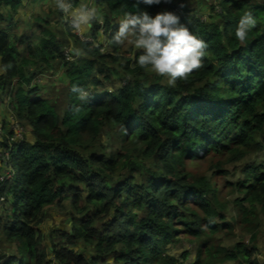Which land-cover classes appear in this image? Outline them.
<instances>
[{
  "label": "trees",
  "instance_id": "16d2710c",
  "mask_svg": "<svg viewBox=\"0 0 264 264\" xmlns=\"http://www.w3.org/2000/svg\"><path fill=\"white\" fill-rule=\"evenodd\" d=\"M25 1L0 0V24L13 22ZM92 1L103 23H91L92 41L70 34L78 47L72 61L62 57L63 47L44 18L34 21L41 33L36 43L11 26L0 28V93L12 97L16 118L30 129V138L17 141L10 132L9 141L0 140L8 151L0 172L10 174L0 178V224L16 248L2 253L0 264H49L48 249L56 264H97L108 256L112 260L104 259L106 264H182L189 252H182L180 261L169 254V246L183 236L196 246L193 264H258L264 165L245 166L244 177L230 183V194L237 195V224L252 243L237 242L230 249L215 240L222 230L233 235L234 224L219 210L227 202L219 200L212 178L194 173L188 163L208 161L210 169L223 173L226 164L264 150V2L219 0L220 13L205 21L195 12L180 15L181 24L207 49L201 69L169 86L138 66L139 50L127 55L113 36L127 13H177L183 0L151 7L139 0ZM245 12L253 14L257 26L241 42L235 30ZM106 41L112 54L101 51ZM60 57L67 86L59 113L33 79L43 67L60 64ZM97 74L103 79L117 75L124 84L99 91ZM105 130L122 153L106 152L100 139ZM137 166L140 182L132 175ZM66 202L71 223L57 230L63 244L52 240L47 246L40 228L45 210ZM78 242L94 249L93 255L75 250Z\"/></svg>",
  "mask_w": 264,
  "mask_h": 264
},
{
  "label": "rangeland",
  "instance_id": "374dc122",
  "mask_svg": "<svg viewBox=\"0 0 264 264\" xmlns=\"http://www.w3.org/2000/svg\"><path fill=\"white\" fill-rule=\"evenodd\" d=\"M78 4H73L74 7H80L81 5H87L90 8H95L98 11L96 4L92 0H78ZM254 2H264V0H253ZM185 7L184 11H181V8H177L178 15L191 14L195 12L202 20H211L212 16H215L219 11L212 10V6H218L219 0H183ZM101 16V13L98 12ZM41 17L46 19L50 24V30L55 34L56 40L59 42V45L63 47L62 57L66 61H72L74 58L78 57V47L74 42V37H70V34H74L79 40L92 41L93 38L90 35V26L84 27L82 30H75L70 26V17L56 7V0H26L22 8H20L19 13L15 16L16 20L13 22H4L0 24V27L3 25V28L11 26L12 31L16 35H28L32 37L33 42H37L38 38L41 36L39 29L34 26L36 25L35 18ZM121 20V19H119ZM100 22L103 23V20L100 17ZM70 28V29H69ZM71 30V31H70ZM132 37L121 44L120 48L127 55L133 54L137 50L132 44ZM102 40V39H101ZM108 41L104 43V47L101 51L105 54H112L110 49L107 51ZM73 50L76 51L74 54ZM125 54V55H126ZM60 57L59 63L53 65V67L47 68L43 67L42 70H39L37 75L33 79V83L39 85L43 90L40 92L41 97L47 98L51 101L52 104H55L57 111L60 113L65 107V91L67 86V81L64 78L65 66L64 59ZM122 62H124L122 60ZM108 66H111V63H105ZM119 65V62H115L114 65ZM2 69V68H1ZM152 76L156 75L148 71ZM98 78L101 80L100 86L97 88L100 90H114L120 86L124 81L116 75H111L108 79H103L104 74H97ZM96 76V73H95ZM158 76V75H157ZM163 82H166V79ZM124 84V83H123ZM39 95V94H38ZM12 97L4 96L0 93V140L9 141L11 136L9 133H13L12 136H16V129L19 127L21 130L22 137L25 139L30 138V129L28 126L23 125L15 115V111L12 108L11 104ZM111 131L105 130L100 135L102 139L106 152H119L122 153L124 149L121 148V145L116 143V141L111 137ZM5 150L0 147V166L6 161V155L8 151L4 153ZM133 160L138 158L132 155ZM189 169L196 174L205 173L207 176L212 178L213 184L218 188L219 200L221 202H227L226 209L222 210L219 208L220 212L224 215L225 220L231 224H234L233 235L227 236V230H222L215 236V240L219 241L226 248L232 249L235 243L244 242L246 245L250 246L252 243L250 241V233L245 232L238 224L237 220L240 217L238 208L234 203V198L237 196L236 193H231L230 190L233 188L230 183H235L241 180L244 177L243 169L245 166L252 164L255 165H264V150L252 151L247 153L241 160L230 162L225 165L223 173H215L214 168L210 169L208 161H199V162H189ZM137 170H132L133 176L140 182L142 181L141 175L139 173V166L136 167ZM130 170H126L127 174L130 173ZM212 170V171H211ZM0 178L8 179L10 174L6 169L1 170ZM6 174V177H5ZM146 175V174H145ZM2 202L3 198L0 197ZM4 202V201H3ZM70 211L69 203L66 202L62 205H52L46 208V216L43 222L40 225L42 233V241L45 245H49L53 240L56 243L63 244L61 241V236L57 233V230L63 231L64 229L69 228V218L68 212ZM3 217V209L0 205V219ZM216 222L220 223V219H215ZM259 228L257 230V235L255 238V243L258 247L255 258L258 264H264V258H261V253L264 251V215L259 214ZM223 221V220H222ZM183 235V234H182ZM188 236H183L181 242L177 245H170L169 254L173 255L175 258L181 261V253L188 251L189 255L182 264H193L196 258V246L194 243L189 241ZM67 246L71 244L67 243ZM73 248L77 251L80 250L86 257L93 255L94 249L88 245H84L82 242L74 243ZM261 249V251H260ZM15 243L11 240H8L4 237L2 233V228L0 224V255L5 253L7 256L10 252H15ZM49 253V258L51 261L55 262L54 255ZM95 254V253H94ZM103 259H99L97 264H106L104 259L111 262L112 256H108ZM103 261V262H102ZM225 264H239L236 262H228Z\"/></svg>",
  "mask_w": 264,
  "mask_h": 264
},
{
  "label": "clouds",
  "instance_id": "9594fccd",
  "mask_svg": "<svg viewBox=\"0 0 264 264\" xmlns=\"http://www.w3.org/2000/svg\"><path fill=\"white\" fill-rule=\"evenodd\" d=\"M162 2L163 0H139V3L148 7ZM56 7L69 15L70 26L77 31L100 19L97 9L87 5L74 7L73 0H56ZM179 7L184 8L185 4L181 3ZM215 11H219V6H215ZM256 26L257 20L253 14L245 12L237 23L235 38L245 41ZM129 37L133 38V46L140 51L136 59L138 66L165 77L169 86H175L177 81H186L194 71L204 66L206 42L181 24L180 16L175 12L163 11L155 16L147 11L139 15L127 13L119 21L113 43L123 44ZM77 89V86H73L72 91L76 92ZM83 98V95L79 97Z\"/></svg>",
  "mask_w": 264,
  "mask_h": 264
},
{
  "label": "built area",
  "instance_id": "2783aa9c",
  "mask_svg": "<svg viewBox=\"0 0 264 264\" xmlns=\"http://www.w3.org/2000/svg\"><path fill=\"white\" fill-rule=\"evenodd\" d=\"M14 137H15L16 139H22V138H23V137H22V134H21V130L19 129V127H17V129H16V136H15V134H14ZM50 264H55V263L52 261Z\"/></svg>",
  "mask_w": 264,
  "mask_h": 264
},
{
  "label": "crops",
  "instance_id": "0c3cea01",
  "mask_svg": "<svg viewBox=\"0 0 264 264\" xmlns=\"http://www.w3.org/2000/svg\"><path fill=\"white\" fill-rule=\"evenodd\" d=\"M15 20H16V18H15ZM1 27H3V25H2ZM1 27H0V28H1ZM2 73H3V72H2V69H1V67H0V74H2ZM260 251H261V249H260ZM262 257L264 258V251H263V253H261V258H262ZM263 258H262V259H263Z\"/></svg>",
  "mask_w": 264,
  "mask_h": 264
}]
</instances>
